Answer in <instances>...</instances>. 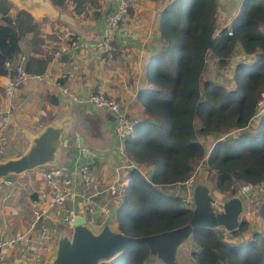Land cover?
I'll use <instances>...</instances> for the list:
<instances>
[{
	"label": "trees",
	"instance_id": "trees-1",
	"mask_svg": "<svg viewBox=\"0 0 264 264\" xmlns=\"http://www.w3.org/2000/svg\"><path fill=\"white\" fill-rule=\"evenodd\" d=\"M49 2L57 9L69 2L76 16L94 20L102 16L98 0ZM13 10L9 0H0V77L7 75V61L23 57L22 41H27L32 54L25 60V71L43 74L55 50L42 48L44 39L34 17L23 10L12 15ZM215 13L216 0H178L161 12L157 28L162 48L146 68L145 81L150 87L137 95L148 118L138 121L133 135L123 141L126 154L150 171L144 177L132 169L131 184L115 205L112 223L126 236L146 237L188 223L193 207L165 189L185 182L202 164L204 151L198 133L215 139L204 167L217 192L232 198L245 184L264 187V116L257 126L250 125L264 90V0H243L231 25L217 37ZM112 47L110 54L116 55L119 47L115 42ZM236 50L259 55L250 65L235 66L234 89L225 91L203 78L208 56L223 69ZM238 129L242 133L230 135ZM257 215L264 220V200ZM246 228L243 221L230 238ZM189 240L197 246L190 253L193 264H264V231L235 242L220 230L206 229ZM106 264L159 262L139 243Z\"/></svg>",
	"mask_w": 264,
	"mask_h": 264
},
{
	"label": "crops",
	"instance_id": "crops-1",
	"mask_svg": "<svg viewBox=\"0 0 264 264\" xmlns=\"http://www.w3.org/2000/svg\"><path fill=\"white\" fill-rule=\"evenodd\" d=\"M44 1L47 2L52 13L42 12L36 16L31 15L34 18L50 16L54 20L40 26L44 39L42 46L44 51L67 45L72 38L87 45L83 49H69L68 53L60 58L52 57L46 70L52 73L53 79H57L62 70L76 67L74 78L65 86L85 103L72 102L57 87L44 83L27 82L16 91L13 100L16 110L6 120L8 150L3 161L16 159L15 151L23 155L28 150L31 140L42 129L55 125L65 128V138L69 142L66 151L60 149L56 154V163L50 166L63 167L69 177L79 181L78 167L87 165L96 184L101 187L100 189L118 185L121 190H124L132 181L129 176L130 171L140 169L143 173L145 169L139 167L126 154L124 139L115 133L114 116L92 107L87 103V98L92 94L112 98L128 117L137 121L148 118L137 100V95L144 88L150 87L145 81L146 68L151 58L162 48L160 38H156L153 34L154 30L158 29L159 7L155 9L151 0H127L130 4L128 14L124 23L113 35V42L119 47L115 52L116 55H102L92 46L101 37L107 14L116 8L111 0H98L102 16L97 20L92 17L76 16L69 2L64 8L57 9L52 7L47 0ZM242 1L216 0L215 28L230 26L238 14H236L237 9L240 10ZM149 24H153L152 27L155 26V28H151ZM57 29H60L59 32L64 33V36L57 35ZM67 35L70 37L69 40L66 38ZM52 36H57L58 46L53 43L54 37ZM51 45L54 47H50ZM29 55H32L30 46L25 41L22 45V56L26 60ZM208 58L210 59L211 56ZM213 60L215 63V59ZM7 79L8 76L0 77V117L8 109L9 104L4 90ZM254 126H257V123H254ZM201 142L205 144L213 142L214 144L215 139L212 135H208L202 137L200 144ZM146 171L147 175L150 174V171ZM198 171L199 169L194 173ZM147 175L144 174L145 177ZM44 189L45 185L34 171L16 177L12 184L2 186L0 190V240L22 233L27 229L32 221L33 204L38 200V193ZM78 190L81 191L80 185ZM103 196H106V199L110 198L107 194ZM252 197L254 198L253 194H250L247 198L241 199L244 212L251 211L254 203ZM119 201L111 202L112 213ZM65 209H72L80 216L83 201L71 199L65 205ZM251 212L250 217L243 218L247 223V231L249 230V233L251 231L253 233L263 232L264 220L254 211ZM54 225L55 223L50 224V228L58 230L59 226ZM62 231L63 229H60L56 237L58 240L62 237H69V231ZM220 231L235 242H241L250 237L246 231L239 233L235 238H230L232 236L227 235L223 230ZM180 249L178 251L179 260L182 252ZM31 257L29 251L19 245L10 248L5 253L3 264H28ZM189 259L192 262L190 254Z\"/></svg>",
	"mask_w": 264,
	"mask_h": 264
},
{
	"label": "built area",
	"instance_id": "built-area-1",
	"mask_svg": "<svg viewBox=\"0 0 264 264\" xmlns=\"http://www.w3.org/2000/svg\"><path fill=\"white\" fill-rule=\"evenodd\" d=\"M111 2L116 8L107 14L101 37L92 46L102 55H109L112 52L113 35L122 23H124L130 8V4L127 0H111ZM228 27L229 26L226 25L221 29L215 28L214 37H217L222 29ZM227 34L228 36H232L231 31ZM86 47V44L79 43L72 38L67 45L58 47L53 58L57 59L62 57L68 53L69 49H83ZM261 54L264 55V52ZM257 55H259V52L245 54L241 52V50H236L229 61V65H250L254 62ZM24 64V57L5 63V69L7 70V75L5 76H8V79L4 90L9 104L8 109L2 113L0 117V162H3L8 150L6 120L16 110V104L13 101L16 91L27 82L32 81L57 87L61 90L62 94L72 102L80 104L85 103V101L75 96L71 93L69 88L65 86L67 82L74 78L77 71L76 67L62 70L57 79H53L52 73L47 70L39 75L28 74L24 69ZM87 103L98 110L114 116L115 133L118 137L125 139L133 135L138 121L128 117L114 99L92 94L88 96ZM263 116L264 90L260 93L256 111L250 120V125L257 123ZM242 131V129L233 130L230 132V135L237 136L242 133ZM138 170L144 176L142 171L140 169ZM33 171L37 172V177L45 185V189L38 193V200L33 204L32 221L27 229L22 233H17L14 236L0 240V264H3L5 253L10 248L19 245L24 249L26 248L29 254L32 255L28 264H49L56 254L58 243L56 237H58L60 229L69 231V235L72 234L73 221L78 217L72 209L64 210L69 200L81 199V201H83L84 213L80 216L86 220V224L90 230H92L91 226L101 229L108 215L113 214L110 207L112 205L111 202L113 201L114 203V201L120 200L123 191L118 185H111L108 188L100 189L101 187L96 184V180L87 165L78 167L79 181L69 177L66 169L60 166L47 165ZM195 182V176L192 175L185 182L180 184V186L185 189L184 197L182 198L183 202L192 207V189L196 184ZM4 184V182H0V190ZM79 185L81 186V191L78 190ZM258 188V186L245 184L238 188L235 197L241 199L247 198L248 195L256 192ZM106 194L110 197L109 199L103 196ZM251 215L252 212L248 210L244 212L242 218H247ZM52 223H55V227L59 226V229L50 228V224ZM224 232L227 233V235H231V233ZM218 264L225 263L220 262Z\"/></svg>",
	"mask_w": 264,
	"mask_h": 264
},
{
	"label": "water",
	"instance_id": "water-1",
	"mask_svg": "<svg viewBox=\"0 0 264 264\" xmlns=\"http://www.w3.org/2000/svg\"><path fill=\"white\" fill-rule=\"evenodd\" d=\"M19 10L30 15L51 12L44 0H9ZM68 139L65 128L55 125L46 126L34 137L28 150L16 159L0 162V182L12 184L16 177L37 168L55 164L56 154L60 149L66 151ZM193 209L188 223L180 228L161 232L146 237H129L112 229L113 214L105 219L103 227L94 233L86 220L78 216L73 221L70 237L58 240L55 256L49 264H100L109 262L143 243L159 264H181L178 251L199 230H224L228 233L237 231L244 221L242 200L232 197L221 203L211 196L206 184H195L192 189ZM83 214L84 211L80 210Z\"/></svg>",
	"mask_w": 264,
	"mask_h": 264
},
{
	"label": "rangeland",
	"instance_id": "rangeland-1",
	"mask_svg": "<svg viewBox=\"0 0 264 264\" xmlns=\"http://www.w3.org/2000/svg\"><path fill=\"white\" fill-rule=\"evenodd\" d=\"M49 2V0H47ZM178 0H151V2L153 3V5L155 6V9H157L159 7V10L157 12V20H160V15H161V12L164 8L166 7H169V5L173 2L177 3ZM13 5V4H12ZM15 7V10H13L11 12L12 15H15L16 11L19 10L15 5H13ZM240 6V5H239ZM238 6V8H239ZM239 9H237L236 11V14L238 13ZM43 17H46V18H43ZM37 20V22L39 23V27L41 25H44L46 22H49L50 20H53L50 16H38L37 18H35ZM54 21V20H53ZM59 26H62L60 23H58ZM150 25V24H149ZM153 25V24H152ZM151 28H155L152 27ZM139 27V25H138ZM66 28V26H65ZM60 29H57V35L59 36H64V33L62 32H59ZM65 32V31H63ZM154 36L157 38L159 37V32H158V29L157 30H154ZM148 35V33H147ZM152 35V34H151ZM54 37L52 40H53V43H55L57 46H58V40H57V36H52ZM67 40L70 39V37L67 35L66 36ZM66 40V41H67ZM25 43V41H22L21 42V48H22V45ZM50 47H54V45H51ZM55 51L58 49V48H53ZM51 50V49H50ZM132 60L134 58H131ZM206 67H205V71L203 73V78L204 79H209V80H212L213 82H217L218 85H221L223 86L224 90H232L234 89L235 87V84H234V79L232 77V74H233V71L235 69V66L234 65H228L227 67L225 68H219L217 63L215 62L214 63V60L212 59V57L209 59L207 58V61H206ZM145 112V111H144ZM197 138L200 142V140L202 139V136L197 135ZM201 145H202V149L204 151V158L203 160L201 161V164L197 169H199V171L195 174H193L195 176V183L197 184H206L210 190H211V196L213 197V199L219 203H221L223 200H225L228 196L225 195V194H222L220 195L221 193L217 192L213 185L209 182V180L207 179V173H206V170H205V167H204V163L206 162V158L209 156L211 150H212V147H213V142H209L207 144L201 142ZM16 155L15 157L17 156L20 157L22 154L21 152L19 151H15ZM196 169V170H197ZM147 172L146 170L143 171V173L145 174V176L147 175ZM205 182V183H204ZM166 192L170 193V194H173L174 196H179L181 198L184 197V193H185V189L180 186V184L174 186V187H170V188H166L165 189ZM224 196V197H223ZM253 196L254 198L252 197V200H254V203H253V206H252V209L251 211H254V213L257 214V210H258V207H259V204L260 202H262L264 200V187L263 186H260L258 188V190L256 192L253 193ZM256 211V212H255ZM91 229L97 233L100 229H97L96 227H93L91 226ZM112 229L116 231L113 223H112ZM246 232H248V234H252L253 232L251 231V233H249L250 231L248 230L247 231V228H246ZM243 233V232H241ZM261 233V232H260ZM71 236V234L69 235V237ZM203 239V238H202ZM196 246V243L192 242L191 240H188L183 246H181V249L180 251L181 252V255H180V263L181 264H193L190 259H189V254L191 253V251L193 249H195ZM107 262H103L102 264H106Z\"/></svg>",
	"mask_w": 264,
	"mask_h": 264
}]
</instances>
